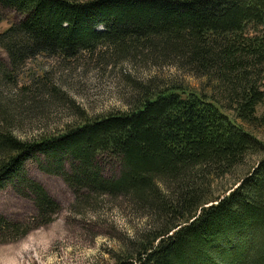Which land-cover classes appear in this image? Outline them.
<instances>
[{
    "label": "trees",
    "instance_id": "16d2710c",
    "mask_svg": "<svg viewBox=\"0 0 264 264\" xmlns=\"http://www.w3.org/2000/svg\"><path fill=\"white\" fill-rule=\"evenodd\" d=\"M2 10L18 18L0 31L10 61H0V83L34 98L47 83L19 80L29 61L104 47L174 65L211 90L137 83L130 109L80 113L81 122L29 139L15 131L21 104L0 93V188L12 184L37 210L27 221L0 214V243L59 208L29 176L31 159L69 186L75 208L124 196L147 212L148 229L115 264H264V142L245 126L264 120V0H0V23ZM256 154L234 188L211 195L210 176Z\"/></svg>",
    "mask_w": 264,
    "mask_h": 264
},
{
    "label": "rangeland",
    "instance_id": "374dc122",
    "mask_svg": "<svg viewBox=\"0 0 264 264\" xmlns=\"http://www.w3.org/2000/svg\"><path fill=\"white\" fill-rule=\"evenodd\" d=\"M1 16L4 20L0 31L18 18L10 10H2ZM117 52L104 47L72 59L43 57L29 61L19 80L28 83L30 74L34 78L45 76L47 83V90L38 93L36 98L17 89L19 86L0 83V93L18 106L21 104L23 109L16 133L24 139L47 132L59 133L71 123L81 122L80 113L96 117L128 110L137 83H153L159 88L177 84L199 91L208 89L205 78L174 65L146 61L142 54L132 58L133 53L123 56ZM1 60L10 69L8 55L0 47ZM258 115H264V105L258 108ZM245 126L264 142V120ZM261 158L258 154L249 156L233 173L210 176L211 195L221 196L234 188ZM26 167L29 176L43 185L59 208L49 222L46 218L37 221L19 239L0 243V264H115V257L133 237L148 229L147 212H137L127 197L100 196L94 207L75 208L79 205H73L74 193L59 176L41 171L31 159ZM106 170L110 175L111 169L106 167ZM0 214L27 221L37 210L31 198L18 194L8 184L0 188Z\"/></svg>",
    "mask_w": 264,
    "mask_h": 264
}]
</instances>
